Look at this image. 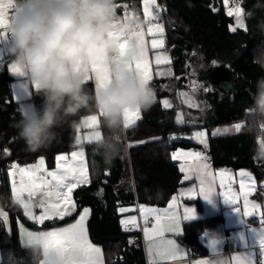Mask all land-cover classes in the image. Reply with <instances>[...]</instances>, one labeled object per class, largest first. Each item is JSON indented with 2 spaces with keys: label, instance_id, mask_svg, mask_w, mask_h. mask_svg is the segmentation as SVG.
I'll use <instances>...</instances> for the list:
<instances>
[{
  "label": "trees",
  "instance_id": "1",
  "mask_svg": "<svg viewBox=\"0 0 264 264\" xmlns=\"http://www.w3.org/2000/svg\"><path fill=\"white\" fill-rule=\"evenodd\" d=\"M166 1L167 7L162 14L173 75L150 83V87H156L154 105L148 111L142 110L134 127L125 129L135 133L132 138L145 141L128 148L122 142L120 153L110 162L105 161L103 153L96 151L98 143L87 146L90 181L73 191V197L81 200L79 207L89 205L92 209L88 222L90 237L102 245L106 264H145L143 250L127 243L130 231L122 227L120 209L132 207L135 212L136 202L166 205L182 183V172L171 156L172 151L177 147H203L194 140L178 138L179 133L191 134L195 129H204L207 138L204 149L213 167L249 170L260 190L264 180V160L254 158L258 137L248 132L245 125V109L252 102L255 82L264 76V70L252 63L254 48L264 43V30L260 27L264 24V0H236L243 9L244 27L235 28L222 0H216V4L214 0ZM11 58L9 55L6 63ZM6 63L0 67V208L6 211L8 219L5 222L0 216V256L9 252L24 256L17 221L24 220L30 226L33 223L23 216L12 199L11 165L8 163H29L42 156L47 167H54L58 153L76 147L82 117L90 112L82 109L56 129V139L48 147L36 152L27 151L17 134L16 124L21 119V111L10 92L11 76ZM219 65L227 66L234 75L240 72L244 81L234 90H222L198 80L199 74ZM162 83H165L164 88L160 87ZM85 88L95 91L91 82H85ZM180 92L195 97L197 107L191 108L178 100ZM32 99L35 106L41 103L36 89L32 91ZM165 99L170 105H165ZM73 120L77 122L75 125L70 123ZM227 123L241 125L238 131L214 133L217 125ZM100 128L104 138L108 130L104 128L102 118ZM129 166L130 175L127 173ZM11 206L17 207V211L7 209ZM218 218L220 214L184 223L178 239L192 255L206 252L199 234ZM55 223L57 221H47L44 227ZM120 257L123 262L119 261ZM111 258L115 261L110 262Z\"/></svg>",
  "mask_w": 264,
  "mask_h": 264
},
{
  "label": "clouds",
  "instance_id": "2",
  "mask_svg": "<svg viewBox=\"0 0 264 264\" xmlns=\"http://www.w3.org/2000/svg\"><path fill=\"white\" fill-rule=\"evenodd\" d=\"M118 7L117 0H11L4 39L14 64L26 70L41 97L39 105L21 111L16 124L27 151L48 147L56 139V129L88 109L102 117L108 130L96 151L110 162L122 148L125 110L148 111L154 105V90L125 67L141 58L143 48L134 34L142 31L143 21L135 12L119 16ZM260 27L264 30V24ZM122 42H127L123 54ZM252 63L264 70V43L254 48ZM97 65L107 70L111 82L89 91L85 77ZM245 112L247 131L258 137L254 158L264 160V76L256 80ZM22 249L24 256L9 252L0 256V264H66L63 255L46 249L42 241H27Z\"/></svg>",
  "mask_w": 264,
  "mask_h": 264
},
{
  "label": "crops",
  "instance_id": "3",
  "mask_svg": "<svg viewBox=\"0 0 264 264\" xmlns=\"http://www.w3.org/2000/svg\"><path fill=\"white\" fill-rule=\"evenodd\" d=\"M3 2L7 3L8 0H3ZM117 3L119 5L117 8V14L119 16L127 17L129 14L135 12L143 21L142 32L146 53L145 59L149 65V79L147 81L148 86H151L150 83L152 84L158 80H164L172 77V55L169 51L167 37L165 35L162 14L164 7L162 6V2L159 0H117ZM146 8L148 10V14H146ZM6 12V23H8V17L11 14V10L7 9ZM158 26L162 28V32L157 30ZM150 28L153 29L152 32H149ZM0 34H4L3 38H0V67H2L11 53H9V45L4 39L7 36V33L4 29H0ZM154 39L162 41V46L153 48L152 40ZM157 56L162 57V62L159 64L156 63ZM164 59H166L167 62H164ZM13 65L16 64H14L12 57L6 63V69L8 74L11 76L10 92L13 99L18 102L20 111L23 109L30 110L35 106L32 99V91L35 90V86L28 81L26 70L22 66L16 65V67L20 70L17 72L13 71ZM88 77L89 78L85 80V82H91L94 86V90H99L98 81L95 78V72L91 73ZM165 83L160 84V87L164 88ZM151 88L154 90L156 87ZM154 92L156 99V91L154 90ZM164 103L165 105H168L166 104V99L164 100ZM92 116L93 114L89 113L82 117L81 125L76 136V147L68 152H61L56 155V163L58 162L57 158L59 156H64L66 157V160L62 161H65V165L68 168L75 167L74 163H76L79 168L82 169L79 170V172H82L87 178L86 183H79L72 189L70 192L72 193V196L73 191L76 188L86 185L90 181L87 163V146L99 143L103 139L102 130L100 128V120L102 117L96 113L95 117L97 118V123L92 127H89V124L91 123L90 118ZM141 116L142 110H139L138 118H136L134 122L129 123L127 127H125L124 121L123 128L131 129L137 124ZM238 124L241 125V123H236V125ZM195 130H203L205 134V140L203 139V143L201 141H196L202 144L203 147H177L171 153L172 158L175 155L176 158L173 159L178 162L180 170L182 166L184 167V171H181V185L164 206L138 204L139 216L132 211V207L128 209H120L123 213L122 217L124 215H129L126 218L127 220H125L126 226L122 225L123 229L127 230L129 228L137 227L140 220L142 223L144 238V249H142L143 256L145 263L148 262L149 264H238V261L239 264H257L258 261H261V264H264V250L260 248L258 243V234L264 232V223L261 222L259 215V213L264 212V180L261 182L260 190V186L258 185L254 175L249 170L233 169L229 167H213L210 163L206 150L204 149L207 143L206 133L204 129ZM235 131L238 130L235 129ZM97 133H99V139H96ZM174 138H176V135H174ZM144 141L145 139L134 137L130 139L126 147L128 148L129 146L142 144ZM73 153H78L80 155L73 160ZM186 153L199 154V156H188L185 155ZM68 163L71 164V166ZM13 164L14 162L9 168L10 182L13 181L15 187L14 190V187L11 186L12 199L20 207L23 213L24 209H22L20 201H18L15 197L17 185H20L21 183L19 176L22 174L13 171L14 173L12 174H14V178L12 179L10 169L13 167ZM26 164L27 163L22 164L25 169L28 167ZM202 165H206L207 167L202 168ZM241 172L247 173L251 178L250 181H248V186L252 188V190L249 191V187H246L244 190L245 192H248L247 198L249 203V212H252V205L257 206L256 214L249 216H243L244 193L241 191V177L239 175ZM127 173L128 175L131 174L130 166ZM221 173H224L225 176H221ZM186 175L189 179H185ZM228 176L232 178V182L230 184L227 180ZM221 179H223L227 185L226 188L221 187ZM202 180L204 181L203 186L205 188H211V197L209 200H204L200 194L199 190L202 187ZM252 182H254V184ZM228 188L231 189V193L234 196L238 197L235 205L224 201L223 194ZM188 193H191L192 195L189 196ZM73 199L75 211H73L70 216H65L62 220L59 218H53L45 220L43 223H38L36 220L30 219L23 213V216L32 222L33 225L30 226L24 220L17 221L20 243L23 245L25 242L29 241V233L33 234V236H40L43 233L59 232L61 229L68 228L77 223L83 211L88 209L89 214L84 223L87 239L93 248H98L100 250L99 253L93 255V260L95 261V264H106L102 245L94 242L90 237L88 222L92 213L91 207L89 205H82L79 207L77 200L74 197ZM234 207H238L240 212L235 211ZM142 209L144 211H142ZM149 209L155 211L150 213L147 211ZM185 209H193L194 218L185 220ZM134 210L136 211V206ZM3 214H6L8 219L6 211H4ZM42 214L43 212L41 211L40 216ZM219 214L220 218L215 220L210 225L205 226L199 234V241L204 245L206 252L201 255H192L190 250L178 239V236L183 232L184 223ZM0 216L3 218V215ZM133 216L134 220H132ZM173 217L175 218V221H173ZM158 220L159 223H157ZM47 221H57V223H55V225L44 227V223ZM5 222H7V220ZM173 223H175L176 227L172 226ZM145 228L148 229V236L145 235ZM157 232H159V235L156 234ZM149 236H151V239ZM165 241L173 242L171 246V255H169L162 246V242Z\"/></svg>",
  "mask_w": 264,
  "mask_h": 264
},
{
  "label": "snow or ice",
  "instance_id": "4",
  "mask_svg": "<svg viewBox=\"0 0 264 264\" xmlns=\"http://www.w3.org/2000/svg\"><path fill=\"white\" fill-rule=\"evenodd\" d=\"M225 4H227V0H225ZM11 8V0H8L7 3H4L3 0H0V29H5L7 24L6 23V17H7V9ZM146 14H148L147 8L145 9ZM236 16L237 24H241V9L237 8L235 9V12L233 13L232 10H229L227 15ZM158 31L162 32V28L158 26ZM234 30V29H233ZM153 29H149V32H152ZM4 34H0V38H3ZM136 39L139 41L140 45L143 48L141 58L136 60L135 62L126 63L125 67L128 70H134L136 73H138L141 77V80L143 83L147 84V81L149 79L148 75V62L145 59L146 53L144 49V39H143V32H138L134 34ZM162 46V41L152 40V47L156 48ZM127 47V42H122L120 44L121 48V54H123V51ZM162 62V57L157 56L156 57V63L159 64ZM164 62H167L166 59H164ZM215 63V62H214ZM13 71L19 72L20 70L16 67V65H13ZM95 72V78L98 81V87L99 89H102L106 87L111 81L110 77L107 73V70L102 65H97L94 69ZM22 74V73H21ZM89 77L86 76L85 79L87 80ZM138 112L139 110H125L124 113V121H125V127L129 125V123L134 122L136 118H138ZM91 123L89 124V127H92L94 124L97 123V118L95 116H92L90 118ZM240 125H236V129L239 130ZM224 131H228V129H225ZM199 137H203V133H197L196 134ZM99 133L96 134V139H99ZM201 142L203 143L204 140L202 139ZM80 155L78 153H73L72 158L73 160L76 159V157ZM185 155L188 156H199V154H193V153H186ZM173 158H176L175 155ZM58 161L66 160V157L59 156ZM44 160L41 158L39 160V164L37 166H34L32 170H26L21 169V173L29 176V182L26 185H21V191H23L25 188L29 191L30 195L41 189L45 188L47 191L44 193L45 199L41 204V207L43 209V214L38 217H34L32 215V212L29 210V205L24 204V208L26 210V215H28L30 218L36 220L38 223H43L45 220L53 219V218H59L63 219L65 216H70L73 211H75V204L71 199V196L69 193L72 191L73 188H75L79 183H86L87 178L82 173L79 172L75 167L68 168L64 164H58V168L64 169V171L61 172H47V176L51 177V179H45L44 177L38 176L37 173L41 170V168L44 166ZM202 168H206V165H202ZM181 171H184V167H181ZM221 176H225L224 173L220 174ZM240 186L241 191L244 193V213L243 216H249L256 214L257 212V206L252 205V212H249V203H248V192H245V188L248 186V181H250V177L247 173L241 172L240 174ZM247 178V179H246ZM185 179H189V177L186 175ZM228 183L230 184L232 182V178L230 176L227 177ZM254 184V182H252ZM202 187L200 188V194L202 195L204 200H209L211 197V188H205L203 186L204 181H201ZM221 187L226 188L227 185L225 184L224 180L221 179L220 181ZM252 188L249 187V191H251ZM189 196H191V193H188ZM224 201L226 203H230L232 205H235L237 203L238 197L234 196L231 193V189L228 188L227 191L224 192ZM235 211L240 212V209L238 207H234ZM142 211H144L142 209ZM148 212H154L155 210L149 209ZM89 214V210L85 209L83 213L80 215L79 220L77 223L71 225L68 228L61 229L59 232H47L43 233L40 236H33V234L29 233V241L33 240H39L42 241L46 249H54L57 252H59L61 255L65 257L66 264H95V261L93 260V255L99 253L98 248H93L91 244L88 242L86 229L84 226L85 220ZM3 215L4 220H7L6 214H0ZM260 220L262 223H264V212L259 213ZM194 218V210L193 209H185L184 211V219L189 220ZM173 221H175V218H172ZM159 223V220L157 221ZM173 227H176L175 223L172 225ZM159 235V232L156 233ZM145 235L148 236V229L145 228ZM151 239V236H149ZM258 243L262 250H264V232H261L258 234ZM172 241H165L162 242V246L165 248V250L168 252L169 255L172 254ZM239 264V261H238Z\"/></svg>",
  "mask_w": 264,
  "mask_h": 264
},
{
  "label": "rangeland",
  "instance_id": "5",
  "mask_svg": "<svg viewBox=\"0 0 264 264\" xmlns=\"http://www.w3.org/2000/svg\"><path fill=\"white\" fill-rule=\"evenodd\" d=\"M223 3H224V7H225V10H226L227 13H228L229 10H232L233 13H234L235 9H237V8L241 9V17H240L241 24H237L236 16L233 14L231 16V18L234 20V23L232 24V27L233 28H235V27H244L243 9L236 2V0H227V4H225V0H223ZM179 96H180V98L178 100L182 101V103H185L186 105H188L191 108H196L197 107V105H198L197 99L195 97L189 95L187 92H182V93L180 92ZM166 104L170 105V102L168 100H166ZM225 129H228V131H224ZM235 129H236V124L227 123V124H223V125H217L214 128V133H230V132H234ZM197 133H203L204 134L203 130H195L191 134L179 133L180 135H178V138H183V139L186 138V139L194 140V141H201L202 139L205 140V134L203 135V137H199V136L196 135ZM41 158H43V157L40 156V157L36 158L34 161H31V162L27 163L26 165L28 167H27L26 170H32L34 168V166H37L39 164V160ZM58 164H64L65 165V161H58L57 163L55 161V165L52 168L47 167V165L44 163V166L37 173V175L41 176V177H44L45 179H49L50 180L51 177L47 176V172H58L59 173L61 171H64V169L58 168ZM74 164H75V168L78 170V173H79V170H82V169H80L79 166L76 163H74ZM69 165L71 166V164H69ZM23 166L24 165H22V164L14 162L13 167H11V169H10V173H11L12 179L14 178V174H12V173H14L13 171H16L17 173L22 174V175L19 176L20 177L19 179H20L21 183H20V185H17V189H16V192H15V197H16V199L18 201H20L21 204L20 203L19 204L22 207V209H24L23 213L25 215H26V210H25L23 205L26 203V204L29 205V210L32 212V215L34 217H38V216H40L41 211L43 212V209L41 207L39 210H35L34 207H33V204H32V200L33 199L39 200V199H41V197H44V199H45V196L43 195V193H45L47 191V189L41 188V189L33 192L31 195H30L29 191L26 188L23 191H21V185L22 184L26 185L29 182V176L21 173V171H20L21 169H25V167H23ZM11 186L14 187L13 181H11ZM14 190H15V187H14ZM69 195L71 196V199L74 202L72 193H69ZM44 199H43V201H44ZM4 211L0 212V214H3ZM127 216H129V215H124L122 217V220H121L122 221V225H125V220H127L126 219ZM30 219H32V218H30ZM132 220H134V216H133Z\"/></svg>",
  "mask_w": 264,
  "mask_h": 264
},
{
  "label": "water",
  "instance_id": "6",
  "mask_svg": "<svg viewBox=\"0 0 264 264\" xmlns=\"http://www.w3.org/2000/svg\"><path fill=\"white\" fill-rule=\"evenodd\" d=\"M214 3L216 4V0H214ZM198 80L207 81L210 85L217 86L222 90H234L239 83L244 81V79L240 78V72L234 75L232 70L225 65L216 66L208 72L199 74ZM80 201L78 200L77 202ZM7 209L17 211V207L15 206L8 207Z\"/></svg>",
  "mask_w": 264,
  "mask_h": 264
},
{
  "label": "built area",
  "instance_id": "7",
  "mask_svg": "<svg viewBox=\"0 0 264 264\" xmlns=\"http://www.w3.org/2000/svg\"><path fill=\"white\" fill-rule=\"evenodd\" d=\"M162 6L165 8L167 7V1L166 0H162ZM135 135V133L133 131H127L124 129L123 132V136H122V142L127 146L128 142L130 141V139ZM95 152V149H93L92 153ZM8 165H12L11 163H8ZM37 199H33L32 200V204L34 201H36ZM41 208V205L39 207H34L35 210H39ZM135 213L139 216V210H138V203L136 202V211ZM138 226L135 228H129L128 230L130 231V233L127 236V243L131 246H133L134 248H141L144 249V238H143V231H142V223L138 222ZM110 262L115 261V258H111L109 260ZM120 262H123V257L119 258ZM145 264H149L148 262H146ZM257 264H261V261H258Z\"/></svg>",
  "mask_w": 264,
  "mask_h": 264
},
{
  "label": "bare ground",
  "instance_id": "8",
  "mask_svg": "<svg viewBox=\"0 0 264 264\" xmlns=\"http://www.w3.org/2000/svg\"><path fill=\"white\" fill-rule=\"evenodd\" d=\"M212 86V85H211ZM137 200V199H136Z\"/></svg>",
  "mask_w": 264,
  "mask_h": 264
}]
</instances>
